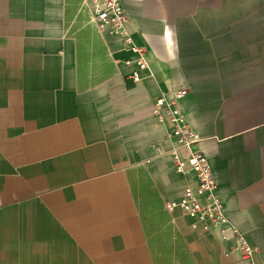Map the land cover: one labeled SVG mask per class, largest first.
<instances>
[{"label":"crops","instance_id":"crops-1","mask_svg":"<svg viewBox=\"0 0 264 264\" xmlns=\"http://www.w3.org/2000/svg\"><path fill=\"white\" fill-rule=\"evenodd\" d=\"M120 1L144 69L92 0H0V264H241L220 225L165 208L197 185L151 111L181 87L192 147L264 264V0Z\"/></svg>","mask_w":264,"mask_h":264},{"label":"built area","instance_id":"built-area-1","mask_svg":"<svg viewBox=\"0 0 264 264\" xmlns=\"http://www.w3.org/2000/svg\"><path fill=\"white\" fill-rule=\"evenodd\" d=\"M93 15L100 28L107 27L108 32L120 34L123 42L134 54V58L123 60L125 65L134 63L137 69L147 67V59L144 48L134 43L127 27L128 17L124 12L120 0H92ZM118 62V59H114ZM137 69L131 73L132 78L139 77ZM188 90L181 87L167 92H159L151 105L152 114L159 122L170 120V134L177 140L179 147L186 150V154H180L177 149L172 150L173 168L176 172H183L186 165L195 174L197 185L193 189L190 186L183 188V197L178 201H165L168 211L179 208L183 213L192 215L202 222L204 229L213 225H220V233L223 239L233 237L235 247L240 252L241 264H255L252 260L254 246L250 245L243 234L229 223L223 209V204L214 191V179L208 158L199 150L193 149L201 138L189 124L186 114L180 107L179 100L186 96ZM204 194L205 202H199L195 194Z\"/></svg>","mask_w":264,"mask_h":264}]
</instances>
